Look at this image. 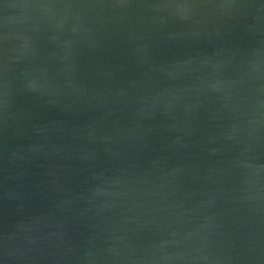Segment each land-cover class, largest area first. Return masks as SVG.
Wrapping results in <instances>:
<instances>
[{"label": "water", "instance_id": "1", "mask_svg": "<svg viewBox=\"0 0 264 264\" xmlns=\"http://www.w3.org/2000/svg\"><path fill=\"white\" fill-rule=\"evenodd\" d=\"M0 264H264V0H0Z\"/></svg>", "mask_w": 264, "mask_h": 264}]
</instances>
